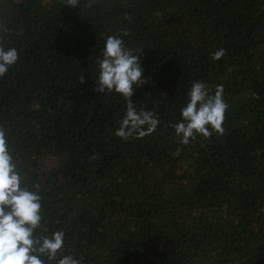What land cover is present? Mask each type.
Segmentation results:
<instances>
[{
  "label": "trees",
  "instance_id": "16d2710c",
  "mask_svg": "<svg viewBox=\"0 0 264 264\" xmlns=\"http://www.w3.org/2000/svg\"><path fill=\"white\" fill-rule=\"evenodd\" d=\"M123 31L144 50L132 102L160 121L127 141L114 135L124 98L94 91L104 40ZM0 42L19 51L0 79V125L38 186L43 229L65 232L63 255L264 264V0H0ZM194 81L223 85L225 131L181 145L171 125Z\"/></svg>",
  "mask_w": 264,
  "mask_h": 264
},
{
  "label": "clouds",
  "instance_id": "9594fccd",
  "mask_svg": "<svg viewBox=\"0 0 264 264\" xmlns=\"http://www.w3.org/2000/svg\"><path fill=\"white\" fill-rule=\"evenodd\" d=\"M63 2L70 8H76L81 0ZM128 35L129 32L123 31L106 36L101 55L96 60L98 75L94 89L97 93L114 92L124 98L126 111L114 135L125 141L152 134L160 123L154 110H137L132 102L134 89L147 81L142 78L144 50L127 47L123 37ZM225 54V49H218L211 59L220 60ZM18 59L17 48L6 47L0 42V79L7 75ZM83 82L82 74L80 83ZM227 108L223 85H217L212 92L205 83L194 81L188 92V102L180 110V121L171 125L180 138V144L188 145L197 135L205 139L210 138L213 132L223 135ZM179 152L178 148L175 154ZM37 189L38 186L29 188L23 183L9 150L7 130L0 125V264H81L72 255L62 254L63 230L49 232L43 229L42 197Z\"/></svg>",
  "mask_w": 264,
  "mask_h": 264
}]
</instances>
